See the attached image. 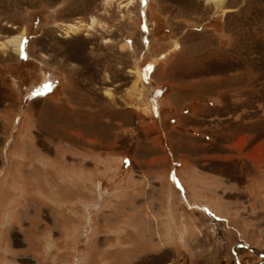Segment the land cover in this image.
Segmentation results:
<instances>
[{"label": "rangeland", "instance_id": "1", "mask_svg": "<svg viewBox=\"0 0 264 264\" xmlns=\"http://www.w3.org/2000/svg\"><path fill=\"white\" fill-rule=\"evenodd\" d=\"M23 31L0 264H264V0H0Z\"/></svg>", "mask_w": 264, "mask_h": 264}, {"label": "bare ground", "instance_id": "2", "mask_svg": "<svg viewBox=\"0 0 264 264\" xmlns=\"http://www.w3.org/2000/svg\"><path fill=\"white\" fill-rule=\"evenodd\" d=\"M114 0H105L106 4L111 3ZM133 1V0H131ZM209 2L214 3L217 7H222L225 3V0H207ZM97 23V18L92 17V22L90 24V28ZM84 23L82 21H76L72 23H65V29L68 36L77 35L79 32L83 30ZM26 31L21 32L18 35L6 38L5 40H0V48L3 50L13 49L16 53H21L24 50V37ZM137 73H140L137 71ZM263 255V254H262Z\"/></svg>", "mask_w": 264, "mask_h": 264}]
</instances>
